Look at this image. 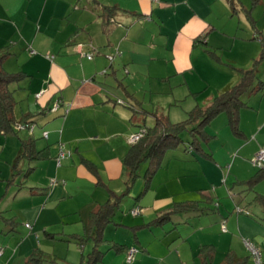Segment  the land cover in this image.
Segmentation results:
<instances>
[{
    "label": "crops",
    "instance_id": "1",
    "mask_svg": "<svg viewBox=\"0 0 264 264\" xmlns=\"http://www.w3.org/2000/svg\"><path fill=\"white\" fill-rule=\"evenodd\" d=\"M158 2L156 4L150 0H0V54L6 56L3 67L9 74L23 76L21 82L11 88L15 91L16 101L23 106L21 110L36 116L37 121L41 120V139L44 145L41 147L37 143V148L49 147L50 152L49 159L24 160L20 168L27 162L31 165L34 163V167H31L34 168L33 172L37 169L40 171L50 169L56 162L54 159L59 155L60 143L66 146L67 151L72 152V157L63 162V168L58 169L57 175L60 177L63 173L69 184L65 183L63 189L56 181L57 186L45 199L39 217L51 210L56 203L65 200L69 193L71 197L74 196V188L71 189L70 186L72 182L76 181L77 190L81 186L78 182L89 178V184L98 186L95 190L107 191L106 194L101 191L98 197L95 193L92 195L93 204L90 208L92 210L85 216L86 218L89 216L90 221L91 213L104 205L105 202L101 203L102 199H106L107 203L113 200L115 195L118 196L119 184L112 182L121 180L126 174L131 177L124 164L132 147L131 143H128L129 136L143 128L142 121L148 113L139 107L137 101H131L128 105L117 98L122 93L110 84L119 83L122 86V68L114 61L116 57L113 56L114 62L109 66L111 71H108L107 56L118 50L122 53V61H129L125 51L130 49L128 44H140L137 35L143 26L147 29L145 34L154 37L157 31L163 32L168 29L166 21L170 17L172 20L169 21L173 28L178 27V35L183 36L182 40L189 46L213 49L214 52H210V55L211 60H216L215 64L230 67L231 63L242 62L239 66L242 68L233 66L234 72L228 70L227 74L223 73L224 77L219 86L220 94L214 96L207 105L227 88L239 85L243 78L239 71H247L243 68L252 62L253 66L251 65L248 70L253 69L259 62L256 67V82H264V0ZM258 7H262L263 10L258 11ZM150 11V20L143 22L142 19L148 16L145 14ZM110 14L114 20L106 26L105 21L110 18ZM237 17L239 21H236ZM240 18H244L248 26L242 24ZM120 25H122L120 37L119 33L111 37V33L118 30ZM230 25L233 27L229 30ZM178 43L179 40L176 41V44ZM242 44L255 46L254 54L252 49L248 53L246 50L245 57V54L235 56L237 50L245 48L240 47ZM91 46L95 48L94 51ZM82 53L93 55L92 60L83 57ZM226 53L233 57L232 59L229 57L230 64L224 63ZM235 81L238 82L234 84ZM184 85L191 90V96H197L206 89L205 84H200L197 86L199 90L193 91V87L186 80ZM57 103L60 104V109L53 112L52 108ZM198 107L202 108L197 105L193 110ZM190 112L186 116L189 117ZM237 113V123L234 127L232 117L227 112L213 118L206 126L205 134L198 136L199 150L190 148L192 137L189 135L190 139L185 142L188 156L173 151L179 145L168 149L159 169L152 175L149 188H146L142 176L140 184L136 185L137 181L128 183L131 194L129 190L127 195L135 200L128 210L137 206L144 210L142 223L136 222L137 225L134 226L124 223L121 225L128 234L134 236L135 243L140 244L143 249L131 264H187L181 248L194 236H199L202 242L199 254L202 264H210L214 258L215 261L219 258L223 261L222 264H226L228 257L237 259L242 264H254L246 249L241 254L234 249L236 240L240 239L233 232L238 230L242 233L245 242L247 239L254 242L256 234H245L244 226L248 221L235 215L234 208L223 200L226 190L224 188L218 190L217 185L223 179L224 167L230 166V178L233 175L236 178L235 185L247 187V191L254 195L252 203L260 204L256 200L257 195L264 197V177L251 183L258 173L256 156L264 149V89L246 92L242 96V104ZM186 116L183 114V119ZM35 131L36 128L33 133ZM43 132L48 133L47 139L43 138ZM53 151L55 154H52ZM85 161L95 167V172L87 168ZM230 178L228 177L227 185ZM15 180L11 185L17 186L18 179ZM18 186V189L13 190L14 198L28 199L26 195L30 198L45 196L39 185L29 188L30 191H22L27 189L25 184L22 189L19 184ZM144 187V191L140 192ZM33 188L39 189L38 194L31 192ZM210 188L214 189L216 198L207 196ZM188 203L198 204L200 212L176 214L163 226L152 225L162 215L168 214L181 204ZM30 205L31 202H28L26 209H29ZM260 207L263 210L260 214L261 219L264 209L262 205ZM149 217L154 218L147 223ZM261 221L264 222V218ZM110 225L106 229H109ZM146 226L151 229L149 235L146 233L148 231ZM223 226L226 227V232H223ZM30 242L34 249L37 244ZM117 245L120 248L112 249L107 254L115 260L109 259L110 262H107L103 259L102 264H122V260L126 262L124 247H135L129 238ZM257 246L261 249L264 262L263 247ZM29 247L20 244L18 250L15 248L14 251L3 252L0 264H28L30 256L25 253L29 251Z\"/></svg>",
    "mask_w": 264,
    "mask_h": 264
},
{
    "label": "rangeland",
    "instance_id": "2",
    "mask_svg": "<svg viewBox=\"0 0 264 264\" xmlns=\"http://www.w3.org/2000/svg\"><path fill=\"white\" fill-rule=\"evenodd\" d=\"M154 3L158 4L159 2ZM257 10L262 11L263 8L258 7ZM145 15L148 16L142 19L143 22L150 20L149 15H151V11ZM236 19V21H239V17ZM240 19L242 20V24L248 26V23L244 18ZM169 20L172 19L169 17ZM169 20L166 21L168 29L164 30L163 32L160 30L157 31L154 37L152 35L145 34L147 29L143 26V29L137 35L139 40L138 43L140 44H128L130 49L125 51L127 60L129 61H122V53L118 50L115 51L113 55L107 56L109 61L108 71H111L109 66L114 61H116L122 68V86H120L119 83H116V85H112L110 83L108 84L113 86L116 90H119V93H122V95L119 94V97L117 96V98L122 100V102L130 105L131 101H137L139 107L148 113L145 115L146 118H144L142 121L143 127H152L155 125V120L152 116L153 113L164 114L172 123L177 124L183 122L185 119H187L188 116L186 115L188 112L193 110L195 106L199 105L203 108L214 98V96L220 94L221 89H219V86L220 82L222 81V77H224L223 73L227 74L228 70H232L234 72L232 68L233 66L236 68L238 67V69L242 68L239 67L242 64L241 61H237V64L231 63L232 65H230V67L226 65L220 66L219 64H215L217 63L216 60H211L212 57L210 55V52H214L213 49L209 50L205 47L193 48L192 46H189L186 41L184 42L182 40L184 39L183 36L178 35V27L173 28L172 23ZM232 27L233 26L230 25L228 29L230 30ZM120 31H122V25L119 26L118 30L111 33V37H113L115 33H119L120 37L122 34H120ZM178 40L180 43L176 44V41ZM240 47L245 48L240 51L237 50V54L235 56H241L242 54H245V57L246 50L248 53L252 49L254 54L255 46L251 44H242ZM94 50L95 48L92 47V51ZM229 55L231 54H225V64H230L228 60L233 58ZM113 56L116 58L114 59ZM204 59L207 63L204 62ZM251 65L253 66V62L248 67H244L243 69L248 70L251 68ZM233 75L235 76V74ZM185 80L193 87V91H198L199 89L197 86L200 84H205L206 89L201 91L197 96H191V90L188 86L186 88L184 85ZM110 81L112 82V80ZM237 82L238 81H235L234 84ZM178 105H180V107ZM22 107V104L19 103L16 108V117L18 119L22 117ZM182 111L186 116L184 119ZM23 114L25 113L23 112ZM40 121L38 120V125L36 124L35 133H32L28 128H21L20 130L18 129L17 134L10 133L7 136H4V133L0 132V210L4 212L5 218L15 219L14 232H8L9 227L5 222L0 220V250L3 252L14 251L16 250L15 248H17V250L19 249L20 244H24V247L30 246L29 251L25 253L28 254V256L32 254L33 250L40 248L51 256L56 257L59 261V264H87L86 259H83V255L87 257L93 251L94 242L92 239H88L85 246L82 248V246L76 244L75 242L63 241L59 238L61 236H71L73 234L86 237L89 236L90 225L89 222H87V220L89 221V216L87 218L85 216L86 214L89 215L92 210H90L91 205L93 204L91 202L93 201L92 195L95 193L96 197H98L99 194L102 193L101 191L105 192V194L107 191H105V189L95 190V188L98 186L89 184V178L80 180L78 182V184L81 185L79 187L80 189L77 187L78 189L76 190L75 188L77 184L76 181H74L70 184V186H72L71 189L74 188V196L71 197V193H69L65 200L59 204L56 203V205H54L51 210L43 213L42 216L39 217L40 212L43 210L45 205V199H47L53 188L57 186L56 184L53 187L52 181H57L58 184L61 185L60 187L63 189V185L65 183L69 184V182L66 181L67 179L64 178L63 173L60 174V177L57 176L59 171L58 169L63 168L57 165V157L54 159L56 162L53 163V166L50 169L45 171H40L37 169L29 176L26 175L28 174L29 169L34 167V163L32 165L31 163L27 162L25 164L23 163L19 172H16L14 169V165L21 152L22 140L33 138L38 141V146L42 147V145H44V141L41 139L42 133L40 129L42 128V124ZM212 128L213 127H211L210 130H212ZM218 128L221 129V127ZM181 138L182 143L179 144V147L173 151L176 153H183L188 156L189 152L186 151L187 146L185 145V142L190 139V136L189 134L184 133ZM128 143L130 144L129 141ZM170 153H168V155ZM52 154H55L54 151ZM148 166L149 162L144 164L142 169L139 171V174L142 176L144 181ZM223 170V179L221 180V183L217 185V187H219L218 190L221 191L223 188L226 190L227 196L224 195L223 200H225L231 205L232 208H234V212L237 217H240L242 220L246 219L248 221V224H245L244 226L245 234H256V239H254V242H251L257 248V245L262 246V251H264V222L261 221L264 218V215L260 219V214L263 211L262 207H260L261 204L252 203L254 195L247 191L246 186L234 184L236 178H234L233 175H231L230 178V166L224 167ZM13 172L14 174L17 173L18 175L16 177L18 179L17 186L11 184L9 185V180L13 178ZM228 177L230 178L229 185L226 184ZM139 180L140 177L136 179L138 182L136 185L140 184ZM130 182L134 183L135 180L131 179L128 174H126L121 180L117 179L115 182H112L119 184V186H117V190H119L118 196L122 197V203L120 210H118L117 214L115 215L114 222L110 225L109 229H106L105 239H107V242H112L114 244H119L122 240H127L128 238L130 241L132 240V244L135 246L134 248L138 249L139 251L132 262L134 263L143 249L140 244L135 243L134 236L128 234L121 225L124 223L134 226L137 225L136 222L142 223L141 220H143V214L134 217L129 213L128 209H130L131 204L133 205L135 202V200L128 195H124L129 190L128 183L130 184ZM18 184H23V186L25 184L27 189H23L22 191H30L28 190L29 188L37 187V185H39V187L43 189V193L45 194L47 192L48 195L32 196L31 198L26 195L28 199L22 197L14 198L13 190L19 188ZM136 187L134 191L136 190ZM144 189L145 187L141 189L140 192L144 191ZM206 194L209 197H217V194L212 188H210ZM106 201V199H102L101 203H106ZM28 202H31V207L26 209ZM34 206L36 207L34 208ZM240 210H244V212L240 213ZM153 218L154 217H149V219H147V223H149ZM252 223H255V225ZM27 224H29L32 228H28ZM146 228L148 229L146 233L149 235V231L151 229L148 226H146ZM233 233H235V235L240 239L238 241L236 240L237 243L234 246V249L237 250L236 252L241 254L242 251L245 252L247 250L253 260L252 262L256 264L252 252L246 247L245 241L242 239V233H240L238 230L234 231ZM48 234L56 235V238H50L47 236ZM248 240L249 239H247V241ZM30 241H33L34 245L37 244L34 249H32L33 246ZM201 244L202 242H200L199 236H194L191 237L190 242L182 246L181 250L183 251V257L187 264H202L199 257V254L201 253ZM128 249L129 247H126V262L125 260H122V264L128 263ZM259 250L261 251L260 248ZM101 251L105 253V258L103 256L104 261L110 262L109 259L115 260L112 256H107L108 252H110L108 245H103L101 247ZM222 262L223 261H221L219 258L217 261H215L214 258L210 264H222ZM99 263L102 264L103 262L101 261Z\"/></svg>",
    "mask_w": 264,
    "mask_h": 264
},
{
    "label": "trees",
    "instance_id": "3",
    "mask_svg": "<svg viewBox=\"0 0 264 264\" xmlns=\"http://www.w3.org/2000/svg\"><path fill=\"white\" fill-rule=\"evenodd\" d=\"M112 16L113 15L110 14V18L105 21L106 26H109V24L113 22L112 20H114V17ZM5 58L6 56H2L0 54V132L4 133V136H7L10 133L17 134L18 129L20 130L21 128H28L33 133L38 122L36 116L22 113V117L20 119L16 117V108L19 103L16 101L15 91L12 90L11 87L14 84L21 82L23 76L21 74L7 73L3 67ZM258 63L259 62H257L251 70L239 71L243 77L239 85L227 88L220 96L215 98L205 108L198 107L190 112L186 121L174 124L165 115L153 114L156 120L155 125L152 127H143L146 129L145 136L138 143L131 144L132 147L130 148L124 160L125 166L130 171L131 179L136 181V179L140 177L139 171L141 168L144 166V164L149 162V166L145 174L146 188H149L152 175L159 169L164 154L168 149L177 147L181 143V135L184 133L189 134L192 137L190 148L195 151L199 150L197 144L198 136H203L205 134V128L208 123L219 114L223 112L229 113L232 117V126L234 127L237 123V110L242 104V96L251 90L261 91L264 89V82H256V67ZM32 127H34L33 131L31 130ZM44 133L47 132H43V138L47 139L48 137H45ZM62 152L65 153L66 156L61 160L59 165L58 160ZM71 157L72 152L67 151L66 146L63 143H60L59 155L56 159L57 165L62 167L63 162L67 159H70ZM49 158V147L38 149L36 139L31 138L29 140H22L21 152L14 165V169L16 172H19L21 164L24 160L44 161ZM84 163L90 171L95 172V167L92 164L87 161ZM33 170L34 168H30L26 176H29ZM17 176V173L14 174L13 179L9 181V185L15 183ZM262 177H264V167H258V173L251 183H253L256 179H262ZM52 186L54 187L55 185L52 184ZM22 187L23 184H20L21 189ZM128 189L130 190V186ZM129 190L124 194L125 196L129 194ZM38 191L39 189H31L32 193L38 194ZM44 195L48 194L45 193ZM121 198L122 197L115 195L113 200L108 201L104 205L100 206L99 209L91 213L89 221V236L86 237L73 234L71 236H61L58 238L63 241L75 242L76 244L82 246V248L85 246L88 239H92L94 242L93 251L87 257L83 255V259H86L87 264H98L103 260V256L105 255V253L101 251V247L103 245H108L109 250L120 248L117 244L105 241L104 231L110 224L113 223L114 216L118 210H120L122 203ZM256 200L263 206L264 209V197L257 195ZM137 208L144 212L142 207L137 206L129 211L130 215L134 216L132 211ZM198 208L199 206L196 203L181 204L168 214L162 215L152 225L163 226L166 222L170 221L174 215L200 212ZM0 220L5 222L9 227L8 232L15 231V219L5 218L4 212L1 210ZM27 227L30 229L32 228L29 224H27ZM92 228L94 229L93 232L91 231ZM48 236L53 239L56 238V235L48 234ZM124 248L126 250V247ZM131 248L132 247L129 249ZM0 253L2 255L3 251L0 250ZM28 264H59V261L56 257L51 256L40 248H37L28 258ZM226 264L242 263L237 259L228 257Z\"/></svg>",
    "mask_w": 264,
    "mask_h": 264
},
{
    "label": "built area",
    "instance_id": "4",
    "mask_svg": "<svg viewBox=\"0 0 264 264\" xmlns=\"http://www.w3.org/2000/svg\"><path fill=\"white\" fill-rule=\"evenodd\" d=\"M153 2H158L159 0H152ZM82 56L83 57H87L89 60H92L93 58V55H85L82 53ZM41 95H38V97H40ZM60 109V104L57 103L53 108H52V111L53 112H57L58 110ZM31 130L33 131L34 130V127L31 128ZM146 134V129L145 128H140L139 131L135 134H132L129 138V142L131 144H136L138 143ZM44 136L45 137H48V134L47 133H44ZM66 156L65 153H61L60 154V157H59V160H58V164L60 165L61 163V160L64 159ZM256 166L257 167H264V149H261L259 151V153L257 154L256 156V162H255ZM53 185H56V181H53L52 182ZM240 212H242V210H240ZM143 213V211L139 208L135 209L132 211V214L134 216H138V215H141ZM227 229L225 226H223V232H226ZM245 245L246 247L252 252V255L254 257V260L256 262V264H263V261H262V255H261V252L260 250L253 244L251 243L250 241H246L245 242ZM138 249L132 247L131 249H129L128 251V255H127V262L129 264H131L137 253H138ZM0 256H1V253H0Z\"/></svg>",
    "mask_w": 264,
    "mask_h": 264
}]
</instances>
